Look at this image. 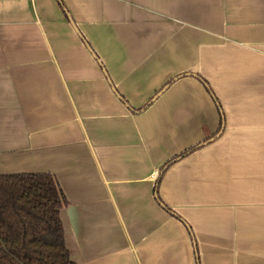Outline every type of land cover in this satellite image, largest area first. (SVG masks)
<instances>
[{
  "label": "crops",
  "instance_id": "0c3cea01",
  "mask_svg": "<svg viewBox=\"0 0 264 264\" xmlns=\"http://www.w3.org/2000/svg\"><path fill=\"white\" fill-rule=\"evenodd\" d=\"M38 173L77 264H264V0H0V175Z\"/></svg>",
  "mask_w": 264,
  "mask_h": 264
},
{
  "label": "trees",
  "instance_id": "16d2710c",
  "mask_svg": "<svg viewBox=\"0 0 264 264\" xmlns=\"http://www.w3.org/2000/svg\"><path fill=\"white\" fill-rule=\"evenodd\" d=\"M67 205L51 174L0 175V264H77L61 219Z\"/></svg>",
  "mask_w": 264,
  "mask_h": 264
}]
</instances>
